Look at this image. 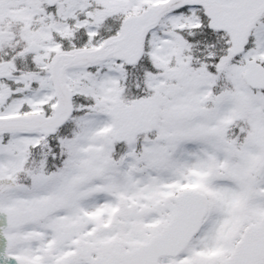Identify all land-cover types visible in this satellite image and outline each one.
Masks as SVG:
<instances>
[{"label":"snow or ice","instance_id":"1","mask_svg":"<svg viewBox=\"0 0 264 264\" xmlns=\"http://www.w3.org/2000/svg\"><path fill=\"white\" fill-rule=\"evenodd\" d=\"M0 264H264V0H0Z\"/></svg>","mask_w":264,"mask_h":264}]
</instances>
